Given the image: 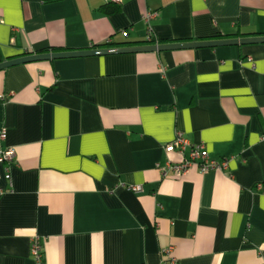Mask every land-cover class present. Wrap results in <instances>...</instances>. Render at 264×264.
<instances>
[{"label":"crops","instance_id":"crops-1","mask_svg":"<svg viewBox=\"0 0 264 264\" xmlns=\"http://www.w3.org/2000/svg\"><path fill=\"white\" fill-rule=\"evenodd\" d=\"M149 29L159 44L264 37V0H0L2 62L155 45ZM2 128L0 264H35L34 236L44 264H170L169 246L175 264H264V44L14 65ZM176 131L227 169L163 177Z\"/></svg>","mask_w":264,"mask_h":264},{"label":"built area","instance_id":"built-area-1","mask_svg":"<svg viewBox=\"0 0 264 264\" xmlns=\"http://www.w3.org/2000/svg\"><path fill=\"white\" fill-rule=\"evenodd\" d=\"M104 3L120 4L122 0H103ZM155 12H148L143 16L145 21L155 17ZM123 37L128 36V30H119ZM154 39L151 30H148L146 40ZM109 42V41H108ZM5 131L0 129V141L4 139ZM164 152L167 154L175 153L179 156L178 161H166L164 164H157L156 168L165 176H181L191 169H197L200 173L211 171H224L227 169L228 160L210 158L203 144H193L181 131H176L173 139L164 146ZM14 161V150L10 147L0 145V167L4 170V178L10 179L9 166ZM134 193L142 192V186L133 185L128 188ZM166 262L176 263V258L172 256V247L164 248L161 252ZM43 243L39 236H34L30 243V256L35 264H44Z\"/></svg>","mask_w":264,"mask_h":264},{"label":"water","instance_id":"water-1","mask_svg":"<svg viewBox=\"0 0 264 264\" xmlns=\"http://www.w3.org/2000/svg\"><path fill=\"white\" fill-rule=\"evenodd\" d=\"M248 44H264V37H250V38H235L224 40H211L202 42H187L177 44H155V45H143L121 48H102L94 50H81V51H67V52H49V53H37L21 56L8 61L0 63V70L28 62L41 61V60H53L64 58H77V57H92V56H106V55H118L129 53H141V52H161L175 49H191V48H215L220 46H235V45H248Z\"/></svg>","mask_w":264,"mask_h":264},{"label":"trees","instance_id":"trees-1","mask_svg":"<svg viewBox=\"0 0 264 264\" xmlns=\"http://www.w3.org/2000/svg\"><path fill=\"white\" fill-rule=\"evenodd\" d=\"M144 43H146V44H155V43L159 44L160 42H159L158 40H156V39H152V40H150V41L145 40ZM110 45H112V43L107 42V43H105L102 47H104V46H110ZM47 51H48V50H47ZM1 62H2V58L0 57V63H1Z\"/></svg>","mask_w":264,"mask_h":264}]
</instances>
